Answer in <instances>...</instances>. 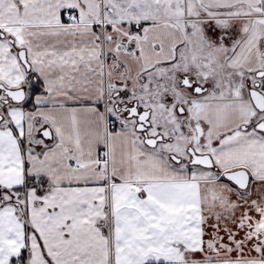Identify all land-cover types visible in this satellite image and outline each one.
Masks as SVG:
<instances>
[{"label":"snow or ice","instance_id":"1","mask_svg":"<svg viewBox=\"0 0 264 264\" xmlns=\"http://www.w3.org/2000/svg\"><path fill=\"white\" fill-rule=\"evenodd\" d=\"M0 264H264V0H0Z\"/></svg>","mask_w":264,"mask_h":264}]
</instances>
